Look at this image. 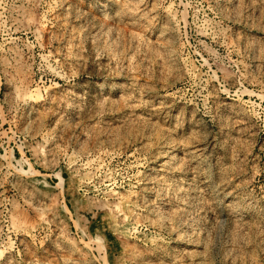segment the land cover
I'll return each instance as SVG.
<instances>
[{
	"label": "rangeland",
	"instance_id": "374dc122",
	"mask_svg": "<svg viewBox=\"0 0 264 264\" xmlns=\"http://www.w3.org/2000/svg\"><path fill=\"white\" fill-rule=\"evenodd\" d=\"M234 1L0 0V264H264V8Z\"/></svg>",
	"mask_w": 264,
	"mask_h": 264
},
{
	"label": "bare ground",
	"instance_id": "6f19581e",
	"mask_svg": "<svg viewBox=\"0 0 264 264\" xmlns=\"http://www.w3.org/2000/svg\"><path fill=\"white\" fill-rule=\"evenodd\" d=\"M237 1H238V0H235L234 2H237ZM243 1H248V4L252 7V9H254L255 11L258 12V17H259V16H262V11H263V8H264V0H243ZM239 2H240V1H239ZM100 4H102V3L100 2ZM230 4H231V3H230ZM240 4H241V3H240ZM167 14H168V12H167ZM256 14H257V13H256ZM24 17H26V18H25L26 22H25L24 20H23V21H24L25 23H29V16H28V17H27V16H24ZM167 18H168V17H167ZM167 22H169V26L171 27V25H172L173 22H172V19L170 18V16H169ZM167 22H166V23H167ZM173 24H174V23H173ZM173 30H174V29H173ZM173 30H172V31H173ZM174 33H175V32H174ZM174 33H173V34H174ZM165 34H166V33H165ZM168 34H169V32H168ZM228 34H229V33H228ZM168 36H170V35H168ZM228 36H229V35H228ZM253 36H254V35H253ZM238 37H239V36H238ZM223 38H225V37H223ZM227 38H228V37H227ZM255 38H256V37H255ZM229 39H230V38H229ZM257 39H258V44H259V45H258V46H259V49H258V50H259L260 53H262V52H264V39H261V40H259L260 38H257ZM257 39H256V40H257ZM245 40L247 41V39H245ZM245 40H244V41H245ZM248 40H249V39H248ZM253 40H254V39H253ZM226 41H228V40H226ZM244 41H243L242 39H240V38H237V39H236V44L238 43L237 45H239V44L242 45V44L244 43ZM231 42H232V39H231ZM229 43H230V42H229ZM234 44H235V43H234ZM240 45H239V46H240ZM256 46H257V45H256ZM244 47H245V46H244ZM257 48H258V47H257ZM244 49H245V48H244ZM259 52H258V53H259ZM258 53H257V54H258ZM260 53H259V54H260ZM262 56H263V55H262ZM263 58H264V57H263ZM262 63L264 64V61H263ZM246 71H247V70H246ZM249 75H250V74H249ZM245 77H246V76H245ZM247 78H248V77H247ZM252 78H253V77H252ZM234 79H235V78H230V80H228V81H230V82H234ZM259 80H260V79H259ZM247 81H248V80H247ZM19 83H21V82H19ZM18 85H19V84H18ZM22 85H23V84H22ZM18 87H20V86H18ZM18 87H17V86H14V87H13V88H14V91L17 93V96L19 95L18 97H20V96L23 95V97H25L26 93L23 91L24 89H23V90L20 89L22 86H21L20 88H18ZM22 91H23L24 93H22ZM20 98H21V97H20ZM63 102H64V101H63ZM225 102H226V101H225ZM224 104H225V103H224ZM226 104H227V103H226ZM232 104H233V103H232ZM232 104H231V105H232ZM231 105H230V107H231ZM57 106H58V105H57ZM239 115H240V114H239ZM241 117H242V116H241ZM235 118H236V117H235ZM239 120H241V119H239ZM242 120H243V119H242ZM237 121H238V120H237ZM224 195H225V197H226V196H228L229 194H228V193H225ZM225 199H226V198H225ZM230 207H231V206H230Z\"/></svg>",
	"mask_w": 264,
	"mask_h": 264
}]
</instances>
